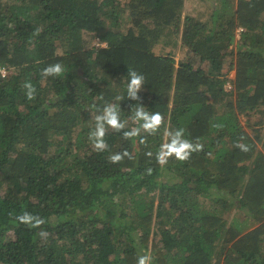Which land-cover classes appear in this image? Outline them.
Wrapping results in <instances>:
<instances>
[{"label":"trees","instance_id":"trees-1","mask_svg":"<svg viewBox=\"0 0 264 264\" xmlns=\"http://www.w3.org/2000/svg\"><path fill=\"white\" fill-rule=\"evenodd\" d=\"M184 1L0 0V264H264V0H208L197 15ZM175 38L184 58L154 50ZM54 63L65 73L44 77ZM128 70L145 77L138 100ZM108 103L126 125L97 151ZM138 103L162 123L126 138ZM178 129L202 148L161 164Z\"/></svg>","mask_w":264,"mask_h":264},{"label":"clouds","instance_id":"clouds-1","mask_svg":"<svg viewBox=\"0 0 264 264\" xmlns=\"http://www.w3.org/2000/svg\"><path fill=\"white\" fill-rule=\"evenodd\" d=\"M4 69L6 71V68ZM64 73L65 68L61 63L50 64L42 70L44 77H58ZM127 77L128 82L125 96L132 100H138L139 98L137 96V92L140 91L145 85V77L142 73H139L135 70H128ZM24 87L27 89V97L29 99H33L36 94L35 87L30 81L26 82ZM125 96L118 97V99L122 100L125 98ZM94 119L95 127L89 133V140L92 142L95 150L103 151L108 147L104 139L106 127L110 126L111 128L119 131L125 128L126 122L121 119V107L116 103L106 104L102 111L95 115ZM132 119L135 120L139 126L134 127L129 131H124L123 136L126 138L136 137L141 132V130L148 133H155L159 129L163 117L159 112H151L143 104L138 103V107H136ZM168 137V142L163 144L157 153V159L161 164L167 163L168 158L171 156H174L180 161L187 160L193 152L199 151L202 148L201 144L193 143L191 140L187 139L184 136L183 129L169 132ZM238 147L244 151L248 150L247 145L244 144H238ZM128 155L129 153L125 151L122 154L117 153L112 155L110 159L112 162H118L124 156ZM149 155H151V153H149ZM18 219L29 226H38L39 224L43 223L41 219L27 212L18 217ZM41 234L45 235V233ZM152 261L153 257L147 253L138 255L137 257V264H152Z\"/></svg>","mask_w":264,"mask_h":264},{"label":"rangeland","instance_id":"rangeland-1","mask_svg":"<svg viewBox=\"0 0 264 264\" xmlns=\"http://www.w3.org/2000/svg\"><path fill=\"white\" fill-rule=\"evenodd\" d=\"M209 7H210V4H209V1L208 0H185L184 1V7H183V13H185V14L190 13V14H193V15H197L196 14L197 11H200V10L201 11H204V10L207 9L208 12H209ZM207 16H208V14H207ZM236 39H239V34L236 35ZM173 41H174V44H173V46H171L172 45L171 43H173ZM173 41L170 44H168L167 46H164L163 45V42L164 41L163 42L161 41L158 45L155 46L154 50L157 53L158 52L159 53L160 52L165 53V52H168L169 51V52H171L174 55V57L176 58L177 61L180 60V59H182V58H184L186 56V52L184 50L185 48L183 46H181L180 40L175 38ZM93 44L96 45V46H98L97 45V39H94V41L92 42V45ZM233 58H234L233 56H229V55L226 56L225 62H224V70L227 71L229 69L230 63L233 60ZM194 65L195 66L200 65L198 59H196L194 61ZM202 66L204 67L205 64L202 63ZM7 70L8 69H6V74L7 73H10V71H7ZM233 76H234V70H233V68H231V70L229 71V77L230 78L231 77L233 78ZM258 147H260V153H263V144H261V142H258ZM232 213H234V211L231 212V214Z\"/></svg>","mask_w":264,"mask_h":264},{"label":"built area","instance_id":"built-area-1","mask_svg":"<svg viewBox=\"0 0 264 264\" xmlns=\"http://www.w3.org/2000/svg\"><path fill=\"white\" fill-rule=\"evenodd\" d=\"M241 30H242L241 28H240V29H237V34H236V35H238L239 32H240ZM97 45L104 46L105 43L99 42V41L97 40ZM0 74H1L2 76H4V75L6 74L5 69L2 68V67H0ZM224 87H225L226 90L231 89V88H232V83H231V81H227V82L224 84Z\"/></svg>","mask_w":264,"mask_h":264}]
</instances>
